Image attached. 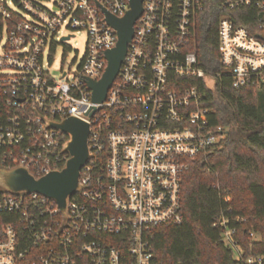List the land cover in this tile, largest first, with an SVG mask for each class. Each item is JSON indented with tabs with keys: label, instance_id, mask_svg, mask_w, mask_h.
I'll use <instances>...</instances> for the list:
<instances>
[{
	"label": "built area",
	"instance_id": "obj_1",
	"mask_svg": "<svg viewBox=\"0 0 264 264\" xmlns=\"http://www.w3.org/2000/svg\"><path fill=\"white\" fill-rule=\"evenodd\" d=\"M48 1L0 0V169L23 167L37 178L63 169L72 135L53 123L70 116L90 124V157L64 212L39 192L0 184V264H20L31 251L32 264H151L153 229L185 219L182 180L190 159L230 132L212 123L190 80L212 87L209 79L228 76L235 87L261 86L264 39L221 15L220 69L211 73L194 45L205 0H144L119 72L98 102L89 80L103 76L106 51L119 38L102 8L123 17L130 0ZM249 5L264 11V0L222 1L231 11ZM80 31L87 35L83 57L57 77L50 65L58 41ZM230 221L223 213L214 225L234 259L264 264V253L246 254ZM23 232L31 240L25 247Z\"/></svg>",
	"mask_w": 264,
	"mask_h": 264
},
{
	"label": "trees",
	"instance_id": "obj_2",
	"mask_svg": "<svg viewBox=\"0 0 264 264\" xmlns=\"http://www.w3.org/2000/svg\"><path fill=\"white\" fill-rule=\"evenodd\" d=\"M222 1L205 0L196 21L198 62L211 73L220 69L217 23L221 15L231 16L264 39L259 26L264 22L263 10L249 5L231 11L222 7ZM190 83L200 86L203 105L212 110V123L226 125L230 132L217 147L190 159L182 180L185 219L153 229L151 264H246L234 259L222 242V227L214 224L223 213L228 215L246 254L264 253V83L235 87L228 76L217 78L212 87L203 79ZM251 231L258 239L251 238ZM23 240L24 247L31 241L26 232ZM24 257L20 264H32L36 258L32 251Z\"/></svg>",
	"mask_w": 264,
	"mask_h": 264
},
{
	"label": "water",
	"instance_id": "obj_3",
	"mask_svg": "<svg viewBox=\"0 0 264 264\" xmlns=\"http://www.w3.org/2000/svg\"><path fill=\"white\" fill-rule=\"evenodd\" d=\"M143 2L144 0H130V8L123 17H118L102 8L107 15L108 23L118 30L119 38L116 45L106 51L108 67L103 76L99 80H89L95 101L105 100L107 91L119 72L121 62L127 53V45L134 35V23L144 12ZM258 36L263 37L260 34ZM53 125L72 135L67 147L72 156L63 169L52 171L39 178L23 167L11 170L0 169V184L14 192H39L55 200L64 212L67 198L80 188L81 167L90 157L88 149L90 124L83 119L70 116Z\"/></svg>",
	"mask_w": 264,
	"mask_h": 264
},
{
	"label": "rangeland",
	"instance_id": "obj_4",
	"mask_svg": "<svg viewBox=\"0 0 264 264\" xmlns=\"http://www.w3.org/2000/svg\"><path fill=\"white\" fill-rule=\"evenodd\" d=\"M53 0L47 2L51 6ZM87 35L85 31L77 32L75 37L63 43L58 41L56 50L53 53L51 69L52 73L59 77L63 70H73L78 66L86 51ZM210 85L214 84L213 79H209Z\"/></svg>",
	"mask_w": 264,
	"mask_h": 264
}]
</instances>
